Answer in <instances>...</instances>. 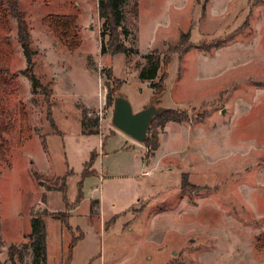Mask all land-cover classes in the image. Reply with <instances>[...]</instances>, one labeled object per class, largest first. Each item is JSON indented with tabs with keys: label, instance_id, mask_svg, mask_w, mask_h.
Listing matches in <instances>:
<instances>
[{
	"label": "rangeland",
	"instance_id": "1",
	"mask_svg": "<svg viewBox=\"0 0 264 264\" xmlns=\"http://www.w3.org/2000/svg\"><path fill=\"white\" fill-rule=\"evenodd\" d=\"M134 1L123 4L132 30L126 44L147 53L127 57L100 53L97 0H19L36 50L31 69L52 89L50 97L42 86L33 92L19 24L10 16L13 52L0 59V261L17 244L19 264H32V249L22 244L30 243L27 218L47 210L41 193L59 208L65 202L53 191L66 183V195L75 200L85 162L92 152L106 151L93 163L110 167L109 175L83 178L86 195L67 231L54 242L50 237L49 264H60L77 226L84 236L72 264H264V0H138L137 16ZM70 16L80 31L75 48L68 46L79 38L75 29L67 40L54 31L60 17ZM182 32L191 34L184 45L193 46L174 53L160 104L189 114L187 134L168 133L149 154L113 125L103 68L124 80L120 91L136 111L150 104L153 91L136 63L154 50L166 55ZM212 41L223 45L211 52L197 47ZM101 88L104 107L87 108ZM21 108L30 123L24 132ZM84 114L85 132L96 128L103 138L80 132ZM163 127L155 122L150 136L157 133L160 142ZM126 140L132 151L108 153ZM93 196L101 206L93 201L90 215Z\"/></svg>",
	"mask_w": 264,
	"mask_h": 264
},
{
	"label": "trees",
	"instance_id": "2",
	"mask_svg": "<svg viewBox=\"0 0 264 264\" xmlns=\"http://www.w3.org/2000/svg\"><path fill=\"white\" fill-rule=\"evenodd\" d=\"M126 0H97L98 6V16L102 21V25L100 26L99 37H101V46L100 53H109L111 55H118V53H123L127 57L133 55L134 53H138L137 47H133L127 45V39L129 34L132 33V30L125 24V11H124V3ZM134 5V16L138 15L139 12V4L138 0L133 2ZM19 0H0V59L4 60L9 58L11 53L13 52L12 43L10 40V24L9 19L10 16H14L17 18L19 24V40L21 41L22 47L24 49L25 54L28 56V61L30 66L25 69V73L31 80V84L33 86V92L36 93L38 88L41 86L44 89L46 97L52 96V89L50 87L44 86L37 75L32 71L31 66L33 65V56L36 53V50L32 49L31 39H30V26L27 23L25 18V12L19 8ZM58 23L55 26V30L58 35L67 40L69 31L73 28L75 38H78L80 35V31H77V22H75V17H60L56 21ZM79 34V35H78ZM191 34L189 32L181 33V40L179 45H176L174 48H170L166 55L161 56L160 52L154 50V52H150L144 55L145 61L143 63H136V67L140 70L139 78L142 81H147L150 83V86L153 88V94L151 96V101H155L157 105H161V97L165 94L167 90V82L166 78L169 74V63L171 62L174 53H184L188 51L193 45L188 44L184 45L186 41H189ZM107 38V39H106ZM81 45V38L79 36L77 41H73L68 44L70 48H75ZM202 44H198L197 47L206 52H211L212 48H217L223 43H219L217 41H212L209 48H202ZM161 71V75H160ZM103 72L106 74L108 80V93L106 96V100L111 104L114 97L118 93H120L121 86L123 81L121 78H117L114 75V70L112 67H104ZM48 115L50 123L54 125V119L51 116V109L53 104H49ZM84 119L82 120V128L83 132L87 130L90 122L86 123V114H84ZM21 118H22V128L21 131H26L29 126V119L27 118V114L21 108ZM189 118V114L183 109H176L168 107L162 115L156 116L149 127L148 136L144 140V144L148 147V153H153V151L159 148V139L158 134L155 133L152 137L150 136L152 125L158 121V125H165L168 121L173 120L177 122H183ZM93 125L96 127L98 125V118L96 122H93ZM99 131L95 129H89L88 132L85 133H98ZM45 146V145H44ZM97 158V152L94 151L91 153L89 161L85 162L84 169L82 172V180L78 183V192L74 202H70L68 196L66 195L67 184L63 188H60L63 195L64 201L66 202V210H62L58 213H51L48 210L44 212L37 213L31 219V231L29 234L30 243L24 242L22 247L30 250L32 249V264H47V227L45 216L48 214L54 215V217L62 220L65 225L69 224L70 218V210L74 209L77 204L83 199L84 194L82 191L83 187V178L91 176L96 173L95 169H93L94 161ZM71 171L69 174H73ZM66 177V176H65ZM189 185L187 176L183 179V187ZM95 203L98 201L95 200ZM93 211V207H91ZM78 234L72 235L70 244L68 246V250L63 255L62 264H72L73 262V250L77 245V241L83 238L84 232L81 228L78 227ZM18 245H11L8 251V260L12 262V264H19L15 255L18 250ZM0 264H2L0 262Z\"/></svg>",
	"mask_w": 264,
	"mask_h": 264
},
{
	"label": "crops",
	"instance_id": "3",
	"mask_svg": "<svg viewBox=\"0 0 264 264\" xmlns=\"http://www.w3.org/2000/svg\"><path fill=\"white\" fill-rule=\"evenodd\" d=\"M139 4V3H138ZM140 14V4H139V12H138V15ZM168 40H165V43L167 42ZM165 43L161 46V48L165 45ZM137 47V46H136ZM138 48V47H137ZM155 49H159V48H155ZM138 50H139V48H138ZM150 50H154V49H152V48H150ZM150 50H148L149 52H150ZM140 51V50H139ZM141 52V51H140ZM141 53H147V52H141ZM104 54H107V53H104ZM173 57H174V55H173ZM169 76H170V74H169ZM168 76V77H169ZM167 77V78H168ZM166 78V79H167ZM147 83V82H146ZM152 94H153V91H152ZM165 95V94H164ZM152 96V95H151ZM151 98V97H150ZM152 99V98H151ZM98 101H97V103L95 104V105H89V106H87L86 104V107L87 108H89V107H96V109L98 110L99 108H103L104 107V104L106 103V100H105V93H103V90H102V88L100 89V92H99V97H98V99H97ZM150 103H151V100H150ZM162 105V104H161ZM144 106V105H143ZM143 106H138V108H137V110H139V109H141ZM134 109V108H133ZM135 111V110H134ZM185 127V125H184V123L183 122H177V121H173V120H170V121H168L165 125H164V127H163V129H164V133H162L161 134V137H160V142H159V148L160 147H162V145H161V143L163 142L162 141V139L164 138V137H166L167 136V134L168 133H170V132H174L175 134H187L185 131H187L186 130V128H184ZM81 129H83V128H81V126H80V132H82L83 134H88V135H90V134H92V133H85V132H83V131H81ZM111 131H112V136H117L118 135V133H117V131H114L113 129H111ZM61 133V132H60ZM98 134H100V138L102 137L103 138V133H98ZM128 135V134H127ZM189 135V134H188ZM108 139V138H107ZM101 140V139H100ZM42 142H43V140H42ZM127 144L126 145H123L122 143L119 145V146H116V147H114V146H110V148H109V152L108 153H110V154H115V153H120V152H122V151H132V149H131V147L129 148V146H132V143H129L127 140L125 141ZM144 146H146V145H144ZM133 147V146H132ZM43 148H44V145H43ZM158 148V149H159ZM158 149H157V151H158ZM145 150H146V148H145ZM104 153H106V151L104 152ZM104 153H100V152H97V158L96 159H98V158H100V156L102 155V154H104ZM145 153H146V151H145ZM152 162H146L145 164H147V165H150V164H152L153 165V161L154 160H151ZM96 163V162H95ZM142 167H143V164H142ZM93 169H95V171H96V173L95 174H93V175H96V174H98V176L100 177V178H105V177H107L108 175H109V169H110V167L108 168H106V169H104V168H98L97 167V163L93 166ZM39 171H41V170H39ZM71 171H73V170H71ZM41 173L42 174H44V172H42L41 171ZM146 173H149V170H143L142 169V174L143 175H145ZM105 174H106V176H105ZM89 177V176H88ZM48 191H53V190H48ZM53 192H55L59 197L60 196H62V200H63V202H65L64 201V195H63V193H62V191L60 190H54ZM44 193L42 192L41 193V196H45V202H43L44 203V205H45V207H46V209L49 211V212H51V213H58V212H61L62 210H66V202L64 203V204H62V205H60V207L59 208H53L52 206H50V204L48 203V200H47V196H46V194H44ZM85 194V193H84ZM86 195V194H85ZM76 196H77V194H76ZM68 199H69V201L70 202H74L75 200H72L71 198H70V196H68ZM76 199V198H75ZM95 200H97L98 202H97V205H98V207L97 208H100V206H101V199H98L97 197H92L91 198V202H90V212H89V214L91 215V213H92V210H91V206H92V202L93 201H95ZM82 203V200L80 201V203L79 204H77L76 205V207L74 208V209H72V210H70V218H69V224H71L70 222H71V220H72V218H73V216H74V214H75V212L77 211L76 209L79 207V205ZM36 212H38V210H36ZM100 217V219H101V215L99 216ZM104 218H105V216H104ZM103 218V219H104ZM29 219H30V221H29ZM31 219H32V216L31 217H29V218H27V220H28V228H29V230H28V234H30V231H31V229H32V227H31ZM45 221H46V227H47V239H46V243H47V254H48V248H49V241H50V237H51V241H55L58 237H60V235L61 234H63L64 233V231H67L66 230V226H65V223L62 221V220H60V219H55L53 216H52V214H50V216H45ZM105 221H107L106 219L104 220V223H105ZM77 227H79V226H77ZM76 227V228H77ZM71 241V240H70ZM69 241V242H70ZM78 243V242H77ZM70 244V243H69ZM69 246V245H68ZM76 247V246H75ZM62 257H63V255H62ZM61 257V258H62ZM46 258H47V264H49V258H48V255H46ZM62 260H63V258L61 259V262H60V264H62ZM2 264H12V262L10 261V260H8V258H6V259H4V260H1L0 261Z\"/></svg>",
	"mask_w": 264,
	"mask_h": 264
},
{
	"label": "water",
	"instance_id": "4",
	"mask_svg": "<svg viewBox=\"0 0 264 264\" xmlns=\"http://www.w3.org/2000/svg\"><path fill=\"white\" fill-rule=\"evenodd\" d=\"M114 99L113 125L142 143L148 136L152 120L162 115L168 108L157 105L152 100L150 104H145L141 109L134 111L132 102L121 91L115 95Z\"/></svg>",
	"mask_w": 264,
	"mask_h": 264
},
{
	"label": "built area",
	"instance_id": "5",
	"mask_svg": "<svg viewBox=\"0 0 264 264\" xmlns=\"http://www.w3.org/2000/svg\"><path fill=\"white\" fill-rule=\"evenodd\" d=\"M100 113V115H101V112H99Z\"/></svg>",
	"mask_w": 264,
	"mask_h": 264
}]
</instances>
